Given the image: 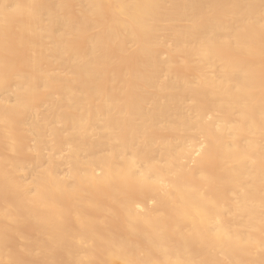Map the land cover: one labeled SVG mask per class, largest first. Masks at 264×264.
I'll return each mask as SVG.
<instances>
[{"label": "bare ground", "instance_id": "bare-ground-1", "mask_svg": "<svg viewBox=\"0 0 264 264\" xmlns=\"http://www.w3.org/2000/svg\"><path fill=\"white\" fill-rule=\"evenodd\" d=\"M0 264H264V0H0Z\"/></svg>", "mask_w": 264, "mask_h": 264}]
</instances>
